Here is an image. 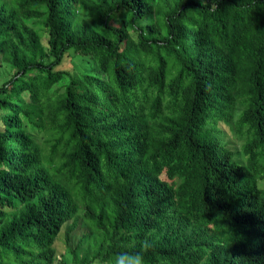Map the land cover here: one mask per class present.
Wrapping results in <instances>:
<instances>
[{
    "label": "trees",
    "instance_id": "16d2710c",
    "mask_svg": "<svg viewBox=\"0 0 264 264\" xmlns=\"http://www.w3.org/2000/svg\"><path fill=\"white\" fill-rule=\"evenodd\" d=\"M3 65L0 264H264V0H0Z\"/></svg>",
    "mask_w": 264,
    "mask_h": 264
},
{
    "label": "rangeland",
    "instance_id": "374dc122",
    "mask_svg": "<svg viewBox=\"0 0 264 264\" xmlns=\"http://www.w3.org/2000/svg\"><path fill=\"white\" fill-rule=\"evenodd\" d=\"M64 67L65 68H72V65H71V63H70V61L69 60H67L66 62H65V64H64ZM12 70L7 66V65H3V66H0V82H2L3 80H5L6 78H9L10 76H11V74H12ZM3 114V112L0 110V116ZM217 137L218 138H220L221 140H222V142H224V138H225V136H224V134L223 133H219V134H217ZM230 141H232L231 142V144H232V147L235 149V150H238L239 152H240V146H241V144L243 143V141H240V139H239V137H237V136H230ZM247 140V139H246ZM248 141V140H247ZM234 158H235V160H237L238 162H242L243 161V158H244V156H242V155H238V154H234ZM259 186L261 187V188H264V178H261L260 180H259ZM77 242V238L75 237L74 239H73V243L75 244ZM58 248H59V251L60 252H64V250H65V245H64V243H62L61 241H58Z\"/></svg>",
    "mask_w": 264,
    "mask_h": 264
},
{
    "label": "clouds",
    "instance_id": "9594fccd",
    "mask_svg": "<svg viewBox=\"0 0 264 264\" xmlns=\"http://www.w3.org/2000/svg\"><path fill=\"white\" fill-rule=\"evenodd\" d=\"M152 242L145 237L142 241H140V249L139 252H129L122 251L118 252L112 257L108 264H144V255L143 253L147 252L152 248Z\"/></svg>",
    "mask_w": 264,
    "mask_h": 264
},
{
    "label": "bare ground",
    "instance_id": "6f19581e",
    "mask_svg": "<svg viewBox=\"0 0 264 264\" xmlns=\"http://www.w3.org/2000/svg\"><path fill=\"white\" fill-rule=\"evenodd\" d=\"M173 173H174V172H173ZM218 237H219V236H218ZM224 240H226V239H224ZM227 243H228V242H227ZM238 251H239V250H238ZM242 254H243V253H242ZM245 254H246V253H245ZM247 255H248V254H247ZM247 255H246V256H247ZM246 256H245V257H246ZM240 257H241V256H240ZM243 259H244V258H243ZM247 260H248V259H247Z\"/></svg>",
    "mask_w": 264,
    "mask_h": 264
}]
</instances>
